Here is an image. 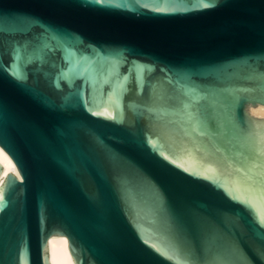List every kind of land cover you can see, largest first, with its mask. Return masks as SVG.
Masks as SVG:
<instances>
[{
  "label": "water",
  "instance_id": "1",
  "mask_svg": "<svg viewBox=\"0 0 264 264\" xmlns=\"http://www.w3.org/2000/svg\"><path fill=\"white\" fill-rule=\"evenodd\" d=\"M256 106L264 0H0V264H264Z\"/></svg>",
  "mask_w": 264,
  "mask_h": 264
},
{
  "label": "bare ground",
  "instance_id": "2",
  "mask_svg": "<svg viewBox=\"0 0 264 264\" xmlns=\"http://www.w3.org/2000/svg\"><path fill=\"white\" fill-rule=\"evenodd\" d=\"M250 116L264 120V107H250ZM0 165L3 172L0 175V184L8 172L20 178L17 168L7 153L0 147ZM49 264H75L69 251L68 240L65 236H51L47 243Z\"/></svg>",
  "mask_w": 264,
  "mask_h": 264
},
{
  "label": "snow or ice",
  "instance_id": "3",
  "mask_svg": "<svg viewBox=\"0 0 264 264\" xmlns=\"http://www.w3.org/2000/svg\"><path fill=\"white\" fill-rule=\"evenodd\" d=\"M260 175L262 179H261V183L258 185V193L261 197H264V158H262L261 160ZM249 187H251V185H249ZM241 202L244 203L246 206L251 207L250 201L248 199H244Z\"/></svg>",
  "mask_w": 264,
  "mask_h": 264
}]
</instances>
